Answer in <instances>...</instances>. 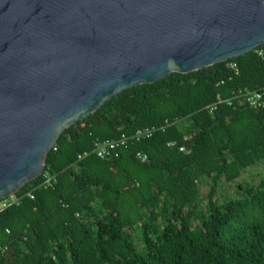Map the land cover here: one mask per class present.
<instances>
[{
	"label": "trees",
	"instance_id": "1",
	"mask_svg": "<svg viewBox=\"0 0 264 264\" xmlns=\"http://www.w3.org/2000/svg\"><path fill=\"white\" fill-rule=\"evenodd\" d=\"M262 87L254 50L104 103L48 154L55 181L0 211V264H264V108H207ZM146 127L116 155L93 152Z\"/></svg>",
	"mask_w": 264,
	"mask_h": 264
},
{
	"label": "water",
	"instance_id": "2",
	"mask_svg": "<svg viewBox=\"0 0 264 264\" xmlns=\"http://www.w3.org/2000/svg\"><path fill=\"white\" fill-rule=\"evenodd\" d=\"M264 44V0H0V199L124 90Z\"/></svg>",
	"mask_w": 264,
	"mask_h": 264
},
{
	"label": "built area",
	"instance_id": "3",
	"mask_svg": "<svg viewBox=\"0 0 264 264\" xmlns=\"http://www.w3.org/2000/svg\"><path fill=\"white\" fill-rule=\"evenodd\" d=\"M255 51L261 56L264 53L263 50L260 48L255 49ZM230 66L235 70L236 73H239L238 64L236 62H231ZM220 103H227L229 106L247 105L256 109L264 108V87L258 90L255 89L239 90L237 92H234L233 95H231L229 98L226 99L219 97L215 102L209 104L207 108L212 113ZM181 121H185V119L184 118L177 119L176 122H181ZM157 129H158L157 127H146V128L138 129L131 134L124 133L116 138L96 141L93 152L96 153L97 156H99L100 158L103 159L108 158L114 154L116 155L118 150L123 146H126L130 141L140 140L142 138L152 136ZM54 149H56V147H54ZM181 150H184V148L182 147ZM89 154H90L89 151H85L79 154L78 159L82 160ZM138 157L142 161H146L147 159V155L142 152L138 153ZM42 175H43L42 179L39 180L37 183L33 184L32 187L29 189V191L25 193L26 195H29L31 198H34L35 197L34 191L36 189L41 187L44 188L48 187L55 181V176L50 174L49 172L44 171ZM22 197L23 194L16 193L6 198L0 199V211L8 208L12 204H19L21 202ZM6 249H7L6 246L0 245V252L5 251Z\"/></svg>",
	"mask_w": 264,
	"mask_h": 264
}]
</instances>
